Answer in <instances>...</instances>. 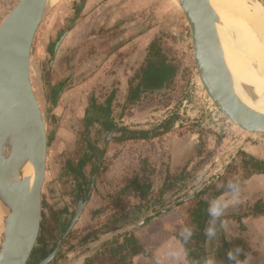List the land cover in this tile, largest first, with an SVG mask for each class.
I'll list each match as a JSON object with an SVG mask.
<instances>
[{"label": "rangeland", "instance_id": "1", "mask_svg": "<svg viewBox=\"0 0 264 264\" xmlns=\"http://www.w3.org/2000/svg\"><path fill=\"white\" fill-rule=\"evenodd\" d=\"M18 1L0 0V25ZM254 1L264 5V0ZM77 27L80 57L86 60L82 70L86 73L62 92L56 82L63 78L54 75L56 68L52 65L63 42ZM155 39L178 67L174 83L168 88L143 92L126 110L118 107L110 110L115 123H119L116 131L93 123L96 117L105 120L110 114L106 109L103 113L93 108L94 105L119 98L117 92L112 93L113 72H110L111 64L107 65L112 52L130 51L138 41L149 44L147 55ZM88 62L91 63L88 65ZM48 66L53 71L50 81ZM140 66H132L136 72L134 77ZM194 72L190 35L176 0L47 3L31 52V81L46 125L48 161L41 230L29 264L42 262L62 238L56 256L48 264H85L103 250V247L90 246V241H95L93 233L99 237L113 217L125 216L132 206L140 203V221L132 222L130 229L141 236V243L150 251L133 263L189 264L175 236L184 229L183 207L177 206L181 199L186 200L197 189L224 176L232 188L214 204L218 214L225 212L234 217L248 213L253 204L264 200V180H258L259 174L243 177L245 159L264 164V134L242 131L220 111H215ZM102 75L109 77L106 83L102 82L105 81ZM96 76L98 83L90 84L89 78ZM167 118L175 120L177 127L157 132L158 124ZM127 126L139 138L120 140L123 129H129ZM172 175L184 178L172 179L173 188L160 198L158 194V198L141 199L133 192L126 194L122 190L137 176L141 184L148 180L158 188L165 177ZM93 181L80 217L64 236L79 198L87 196ZM148 200H152L151 204ZM248 217H243L242 223L233 220L226 225L231 234L224 233L229 241L235 237L246 240L250 251L243 264H264V215ZM89 234L91 238L82 242ZM210 258L211 264H218L214 253ZM102 260L104 257L96 259L94 264H103Z\"/></svg>", "mask_w": 264, "mask_h": 264}, {"label": "water", "instance_id": "2", "mask_svg": "<svg viewBox=\"0 0 264 264\" xmlns=\"http://www.w3.org/2000/svg\"><path fill=\"white\" fill-rule=\"evenodd\" d=\"M176 4L190 35L194 75L211 107L242 131L264 134V115L249 111L235 100L225 91L215 72L206 30L211 15L210 0H176ZM46 5L45 0H19L0 25V153H5L4 161L9 156V165L19 178L18 182L8 181L13 173L6 169L8 165L3 174L0 171V201L8 210L0 242V264H29L41 230L48 138L31 81V52ZM210 38L222 52L216 33L212 31ZM29 164L34 169L33 183L31 177L23 176V169ZM93 186L94 181L87 196L79 199L64 236L80 217ZM63 239L39 264H48L55 257Z\"/></svg>", "mask_w": 264, "mask_h": 264}, {"label": "trees", "instance_id": "3", "mask_svg": "<svg viewBox=\"0 0 264 264\" xmlns=\"http://www.w3.org/2000/svg\"><path fill=\"white\" fill-rule=\"evenodd\" d=\"M177 74L178 67L169 60L167 54L161 47L160 41L155 39L150 44L146 58L136 76L131 80L127 102L129 104L137 102L143 92L170 87L174 83ZM135 80H138V82L134 86ZM138 135L137 132L123 129V134L119 139H136L139 138ZM244 167V178H250L254 174L264 173V164L252 158L244 160ZM181 178H184L183 175L178 177L172 175L166 178L159 197L163 196L164 192L173 188L172 179L178 180ZM139 179L138 176L135 177L128 187L134 190L133 195H137L141 199H146L148 198L152 183L145 180L144 184H141ZM231 188V182L226 177L221 176L209 186L203 187L189 195L186 200L181 199L177 205L183 207L182 221L184 229L176 233L175 236L180 241L189 264H211L210 256L213 253L216 255L218 264H243L242 262L250 251L246 240L242 237H235L229 241L226 234L221 230V218H218L213 211V201L230 191ZM147 202L151 204L152 200H148ZM141 211V203L140 205L136 204L132 206L126 212L125 216L120 218L113 217L111 222L105 224L101 232L104 233L116 227H121L122 221L124 223L127 220H138ZM246 215H264V200H258L250 207L248 213L234 216V218L242 223V218ZM119 222L121 223L118 224ZM90 238L91 234L85 236L82 242L85 243ZM97 238L98 234L94 232L93 239ZM41 239L45 246L46 243L42 236L40 241ZM149 251L143 248L140 240L133 231H127L108 241L104 245L103 250L95 257L88 259L85 264H94L96 259L100 257H104V260H102L103 264H133V259L137 255H148ZM43 255L45 256V254Z\"/></svg>", "mask_w": 264, "mask_h": 264}, {"label": "bare ground", "instance_id": "4", "mask_svg": "<svg viewBox=\"0 0 264 264\" xmlns=\"http://www.w3.org/2000/svg\"><path fill=\"white\" fill-rule=\"evenodd\" d=\"M45 1L49 4L59 0ZM210 3L211 15L207 18L206 30L211 40L210 59L215 72L225 91L235 100L249 111L264 115V5L254 0H210ZM212 31L221 40L222 52L210 38ZM4 155L0 153V171L3 174L8 165L6 169L13 172L8 181L18 182L17 171L10 166L8 155L4 161ZM23 176L31 177L33 183L32 164L24 167ZM7 212L0 201V242Z\"/></svg>", "mask_w": 264, "mask_h": 264}, {"label": "crops", "instance_id": "5", "mask_svg": "<svg viewBox=\"0 0 264 264\" xmlns=\"http://www.w3.org/2000/svg\"><path fill=\"white\" fill-rule=\"evenodd\" d=\"M78 29L79 28L77 27L76 30L73 32V34L71 36H69L65 40V42H63L62 47L59 50L58 56H57L55 62L53 63V65H52V67L56 68L54 70V75L55 76L59 75V77L63 78V80H61L60 82H56V84H59L58 87L61 86L62 92L66 90V86L68 84L72 83L73 80H74V82L76 80L78 82V79H80L83 76V74L86 73V72H84V70H82L84 68V66H85V63H83V62H86V60H84V59H82L80 57L81 54L79 52L80 51L79 50V46L81 45V40H79ZM134 43H136V44L131 46V50L130 51L129 50H120V51H118V53H114L115 51H113L112 55H111V58L108 60V63H107V65L111 64L110 72H113L111 77H110V82L112 83V85H113V87L115 89L113 90L112 93L117 92V97H119L118 100H116V99L115 100L113 99V101H111V100L109 101L108 100V101H106L103 104L97 103V105L93 106V108H96L97 110H101L103 113H104L103 110L106 109V110L109 111L110 114L107 115V117H106L107 119L105 118V120L101 119L100 117H96L92 122L95 123L96 125L100 124V125L103 126L104 129L105 128L107 130L110 129V131H112V132H113V130L114 131L117 130L116 126L119 123H117V124L115 123V121L113 120V113L110 110H113L115 107L121 108V110L122 109L126 110L127 106L131 105V104H129V102H127V93H128V88L127 87H128V84H129V80L131 79V77L133 79L134 78V74L136 73V72L132 71V66H134V67L135 66H140V64L143 62V60L145 58L146 50H147L148 45H149V44H145V45L140 44L138 41L134 42ZM134 46L137 47V48H134ZM90 63L91 62H88L87 64L89 65ZM49 68L50 67L48 66V70H49ZM42 72H44V68H43ZM52 72H51V68H50V70L47 73V75L49 76V81L52 78L51 77L53 75ZM102 76L105 77L104 78L105 81H102V82L106 83V81L109 80V77H106L105 75H102ZM97 81H98L97 80V76L94 77V78H92V77L89 78V83L90 84H94ZM53 83H54V80H53ZM108 84H110V83H108ZM85 85H86V82H85ZM62 87H64V88L62 89ZM101 87H99V88H101ZM122 94H123V98H122ZM127 127L129 128V129L126 128L127 131H130L131 128L129 126H127ZM176 127H177V122L175 120H173L172 118H167V120L161 121L158 124L156 131L159 132V133H163L162 131H164V130L168 131V130H172V129L176 128ZM112 136L114 137V135H112ZM107 139H109V136L107 137ZM87 151H88V149H87ZM89 157H90V155H89ZM256 176L259 177L258 180H264V173H261V174L256 175ZM165 181H166V177H165V180L163 182L165 183ZM164 183L162 184V186L160 185L158 188H155L156 186L154 187L153 186L154 183L152 182V186H151L150 192L148 194V197L150 199L151 198L152 199L153 198H158L157 196L163 190ZM128 186H130V184L127 185V186L125 185L122 190H124V193H126V194H131V192H133L134 190L131 189ZM197 190H199V189H197ZM197 190L194 191V193L197 192ZM226 195L227 194L225 193V195L220 196L217 199H219L221 197H224ZM160 197H162V196H160ZM217 199H215L213 201V203H212L213 204L214 214H216V216L218 218H221V221H222L221 229L223 230V232L231 234L230 232H228L226 230V228H227L226 225L232 224V221L233 220H237V219H235L231 215H227L225 212L218 214L214 210V204L216 203V201H219ZM159 201H157L155 204H157ZM166 215L167 214H164V216H166ZM248 216H250V215H246L244 218H246V217L249 218ZM251 216H253V215H251ZM244 218H242V222H244L243 221ZM136 221H140V218L138 220H136ZM132 222H135V221H128L127 220L124 223L122 221L121 227H116V228H114L112 230L104 232L97 239H95V241H90V246L91 247L97 246V247H100V248L104 247V245L108 241H111L116 236H118V235H120V234H122L124 232H127V231H132V229H130L131 226L133 227ZM141 222H139L138 224H140ZM133 232L135 234V230H133ZM136 237L139 240L141 238V236H139V234H137ZM140 242H141V240H140ZM178 243L179 242H177L176 244H178ZM180 245H181V243H180ZM142 246H143L144 249H146L145 248V244H142ZM182 250H183V247H182ZM183 252H184V250H183ZM184 254H185V252H184ZM145 257H146L145 254L137 255L133 259L134 263L138 262L139 259H142V258H145ZM184 257L186 258V256H184Z\"/></svg>", "mask_w": 264, "mask_h": 264}, {"label": "flooded vegetation", "instance_id": "6", "mask_svg": "<svg viewBox=\"0 0 264 264\" xmlns=\"http://www.w3.org/2000/svg\"><path fill=\"white\" fill-rule=\"evenodd\" d=\"M80 198H81V197H80ZM80 198H79V199H80ZM69 235H70V234H69ZM56 254H57V253H56ZM48 255H49V254H48ZM48 255H47V256H48ZM47 256H46V257H47ZM55 256H56V255H55ZM46 257H45V258H46Z\"/></svg>", "mask_w": 264, "mask_h": 264}]
</instances>
